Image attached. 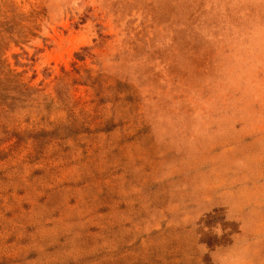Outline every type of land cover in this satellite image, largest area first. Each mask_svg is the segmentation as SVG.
Listing matches in <instances>:
<instances>
[{"label":"rangeland","instance_id":"1","mask_svg":"<svg viewBox=\"0 0 264 264\" xmlns=\"http://www.w3.org/2000/svg\"><path fill=\"white\" fill-rule=\"evenodd\" d=\"M0 264H264V0H0Z\"/></svg>","mask_w":264,"mask_h":264}]
</instances>
